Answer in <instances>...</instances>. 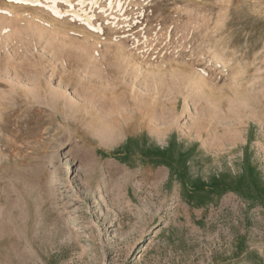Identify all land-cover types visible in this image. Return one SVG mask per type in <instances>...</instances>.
<instances>
[{
  "label": "rangeland",
  "instance_id": "obj_1",
  "mask_svg": "<svg viewBox=\"0 0 264 264\" xmlns=\"http://www.w3.org/2000/svg\"><path fill=\"white\" fill-rule=\"evenodd\" d=\"M0 264H264V0H0Z\"/></svg>",
  "mask_w": 264,
  "mask_h": 264
},
{
  "label": "snow or ice",
  "instance_id": "obj_2",
  "mask_svg": "<svg viewBox=\"0 0 264 264\" xmlns=\"http://www.w3.org/2000/svg\"><path fill=\"white\" fill-rule=\"evenodd\" d=\"M14 2H17V3H35V2H38V0H14Z\"/></svg>",
  "mask_w": 264,
  "mask_h": 264
},
{
  "label": "bare ground",
  "instance_id": "obj_3",
  "mask_svg": "<svg viewBox=\"0 0 264 264\" xmlns=\"http://www.w3.org/2000/svg\"><path fill=\"white\" fill-rule=\"evenodd\" d=\"M215 57H218V56H215ZM219 58V57H218ZM57 105V104H56ZM55 111V110H54ZM58 113V112H57ZM123 116V115H122ZM123 123V122H122ZM123 125V124H122ZM118 126H120V125H118ZM123 128V127H122ZM127 129V128H126ZM154 131V130H153ZM121 132V131H120ZM129 133V132H128ZM62 219V218H61ZM64 223H65V221H64ZM66 226V225H65Z\"/></svg>",
  "mask_w": 264,
  "mask_h": 264
}]
</instances>
